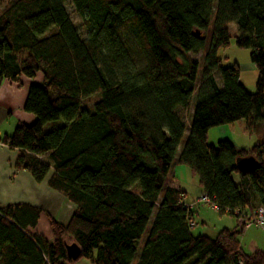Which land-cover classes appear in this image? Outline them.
Masks as SVG:
<instances>
[{
    "label": "trees",
    "instance_id": "trees-1",
    "mask_svg": "<svg viewBox=\"0 0 264 264\" xmlns=\"http://www.w3.org/2000/svg\"><path fill=\"white\" fill-rule=\"evenodd\" d=\"M72 5L81 28L65 0H9L0 8V82L43 79L24 105L36 121L0 143L17 151L16 172L38 184L49 178L48 187L74 206L67 224L49 216L51 240L34 232L41 209L1 208L0 264H72L73 245L92 264H264V251L242 249L243 224L214 239L194 236L186 192L167 182L184 165L219 214L251 221L264 209V136L251 149L207 138L240 121L249 133L264 124V0ZM232 40L250 51L254 93L241 83L239 65L225 67L220 58ZM199 54L201 63L191 58ZM193 96L190 134L177 157L186 134L178 112ZM251 156L259 169L241 174L237 160Z\"/></svg>",
    "mask_w": 264,
    "mask_h": 264
},
{
    "label": "rangeland",
    "instance_id": "rangeland-1",
    "mask_svg": "<svg viewBox=\"0 0 264 264\" xmlns=\"http://www.w3.org/2000/svg\"><path fill=\"white\" fill-rule=\"evenodd\" d=\"M9 0H0V8L2 9ZM68 12L74 23L81 28V20L75 14L74 8L72 5V0H65ZM230 33L232 36L237 35V29L234 26H230ZM220 58L223 61L225 67L238 64L240 67V81L245 86V88L254 93L256 90V83L258 79V72L255 66L251 63L250 60V51L246 49L238 48L234 40H232L231 45L228 48L220 50ZM191 58L194 61L202 62V55H191ZM203 70L200 68L198 73V79L202 77ZM215 78L218 83L221 85L220 76L216 73ZM197 101L195 96L192 97L190 107L187 110H180L178 113L184 118L186 126V134L179 146L177 157L180 155L181 151L185 146V142L189 137L190 131V122L193 117L194 106ZM53 127V124H48L45 127L46 131H49ZM225 128L227 131L228 137L238 148L251 149L264 136V124H259L256 127L255 132L249 133L244 121L237 122L233 125L222 126L212 128L208 131V143L209 144H218V140L223 135V132L220 128ZM168 185L175 184L181 186L182 190L186 192L184 200L188 205L196 204L197 201L203 196L201 188L199 186V180L193 172L184 165L176 164L168 176ZM193 222L195 226L192 228V234L194 236L204 235L210 238H216L218 233L222 230H233L241 229L240 222L241 219L230 216L228 214L221 215L219 212L212 206L205 204H196L193 209ZM146 236L142 239L139 245V251L144 245ZM242 249L251 254L256 250L264 251V229L259 228L255 225H252L250 228L245 229L243 234L239 238ZM72 241L69 242L71 244ZM95 254V253H94ZM93 254V256H94ZM137 260L133 264H136ZM72 264H92L90 258L83 257L78 261L73 262Z\"/></svg>",
    "mask_w": 264,
    "mask_h": 264
},
{
    "label": "crops",
    "instance_id": "crops-1",
    "mask_svg": "<svg viewBox=\"0 0 264 264\" xmlns=\"http://www.w3.org/2000/svg\"><path fill=\"white\" fill-rule=\"evenodd\" d=\"M42 80V76L38 75L33 80L22 78L20 84L0 82V137L12 135L20 124L30 126L36 121L34 115L24 111V105L29 87L33 84H41ZM220 129L223 135L218 141H231L226 129L224 127ZM231 142L234 144L233 141ZM17 155V151L10 150L0 143V209L16 204L41 209L43 213L34 232L51 240L53 235L49 216L61 224H67L74 212V206L48 187L49 178L38 184L30 174L16 172ZM172 186L183 191L179 185L172 184Z\"/></svg>",
    "mask_w": 264,
    "mask_h": 264
},
{
    "label": "water",
    "instance_id": "water-1",
    "mask_svg": "<svg viewBox=\"0 0 264 264\" xmlns=\"http://www.w3.org/2000/svg\"><path fill=\"white\" fill-rule=\"evenodd\" d=\"M236 167L241 174H252L259 169L260 164L255 157L251 156L238 159ZM81 256L82 254L79 247L73 245L67 248V257L72 262L78 261Z\"/></svg>",
    "mask_w": 264,
    "mask_h": 264
},
{
    "label": "built area",
    "instance_id": "built-area-1",
    "mask_svg": "<svg viewBox=\"0 0 264 264\" xmlns=\"http://www.w3.org/2000/svg\"><path fill=\"white\" fill-rule=\"evenodd\" d=\"M196 204H205L215 208V206L211 203V200L207 196H202ZM196 204L193 203L192 205H189V208L194 209ZM241 224L245 225L246 229L250 228L252 225L264 229V209H258L251 221L241 220ZM191 225L193 226L194 223H191Z\"/></svg>",
    "mask_w": 264,
    "mask_h": 264
},
{
    "label": "bare ground",
    "instance_id": "bare-ground-1",
    "mask_svg": "<svg viewBox=\"0 0 264 264\" xmlns=\"http://www.w3.org/2000/svg\"><path fill=\"white\" fill-rule=\"evenodd\" d=\"M193 223V222H192Z\"/></svg>",
    "mask_w": 264,
    "mask_h": 264
}]
</instances>
